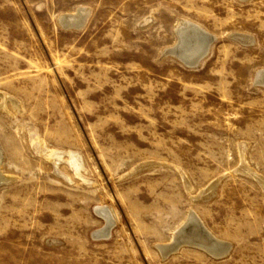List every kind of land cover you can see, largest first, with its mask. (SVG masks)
<instances>
[{
  "label": "rangeland",
  "instance_id": "374dc122",
  "mask_svg": "<svg viewBox=\"0 0 264 264\" xmlns=\"http://www.w3.org/2000/svg\"><path fill=\"white\" fill-rule=\"evenodd\" d=\"M260 70L264 0H0V264H264ZM190 214L228 250L174 242Z\"/></svg>",
  "mask_w": 264,
  "mask_h": 264
},
{
  "label": "bare ground",
  "instance_id": "6f19581e",
  "mask_svg": "<svg viewBox=\"0 0 264 264\" xmlns=\"http://www.w3.org/2000/svg\"><path fill=\"white\" fill-rule=\"evenodd\" d=\"M60 19H65L67 20V22L77 24L79 23L80 25H83L85 21V13L80 10L75 14H64L60 16L59 20ZM178 25V42L176 46L173 47V49L186 62H195L199 64V62L205 57L208 48L213 40L212 34L202 30L198 25L190 21H181V23ZM255 82H259L264 85V70H260L257 73ZM47 157L53 159L50 154ZM71 164L73 165L75 171L79 173L81 165L78 163L77 158H73ZM1 168L2 167L0 164V185L13 180V178L4 176L1 172ZM98 208V212L102 216H104L107 226L97 231L94 236L108 237L110 235V228L115 220V215L109 207L101 206ZM172 235L174 237V239H172L176 243L178 241L187 242L190 244L201 246L209 252H218L222 254L228 250L227 248L221 247V245H219L220 242L215 237H213V235L204 227L198 216L196 217L194 214H190L187 217L186 221L182 223L181 226H179ZM160 248L162 250V253L164 254L168 253V251L170 250H173L172 246H162Z\"/></svg>",
  "mask_w": 264,
  "mask_h": 264
},
{
  "label": "water",
  "instance_id": "95a60500",
  "mask_svg": "<svg viewBox=\"0 0 264 264\" xmlns=\"http://www.w3.org/2000/svg\"><path fill=\"white\" fill-rule=\"evenodd\" d=\"M58 22L61 24L62 27L64 28H76V29H79L82 27V25H80L79 23H71V22H67V20H63V19H60L58 20ZM165 54L167 55H172V56H175L176 58H178L183 64H185L187 67H197L199 64L197 63H188L186 62L185 60H183V58H181L178 53L173 49V48H170L168 50H166ZM257 84H261L259 82H256Z\"/></svg>",
  "mask_w": 264,
  "mask_h": 264
}]
</instances>
